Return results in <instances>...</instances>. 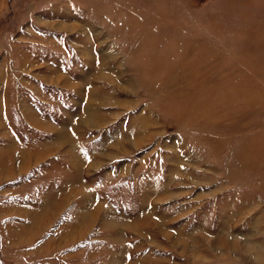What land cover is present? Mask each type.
Wrapping results in <instances>:
<instances>
[{
	"label": "rangeland",
	"instance_id": "374dc122",
	"mask_svg": "<svg viewBox=\"0 0 264 264\" xmlns=\"http://www.w3.org/2000/svg\"><path fill=\"white\" fill-rule=\"evenodd\" d=\"M0 152V264H264V0H0Z\"/></svg>",
	"mask_w": 264,
	"mask_h": 264
},
{
	"label": "crops",
	"instance_id": "0c3cea01",
	"mask_svg": "<svg viewBox=\"0 0 264 264\" xmlns=\"http://www.w3.org/2000/svg\"><path fill=\"white\" fill-rule=\"evenodd\" d=\"M4 158H5V152H0V181H3L4 179L8 178L7 171H9V164L4 162ZM20 165H22V163H18L16 167L19 168ZM17 168L15 170H17Z\"/></svg>",
	"mask_w": 264,
	"mask_h": 264
}]
</instances>
